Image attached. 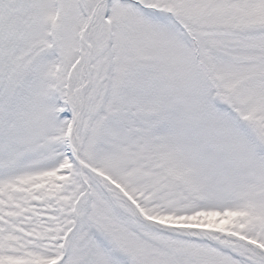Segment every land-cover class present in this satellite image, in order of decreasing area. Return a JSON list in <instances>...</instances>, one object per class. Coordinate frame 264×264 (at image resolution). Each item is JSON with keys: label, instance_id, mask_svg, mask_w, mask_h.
<instances>
[{"label": "snow or ice", "instance_id": "6c2138e0", "mask_svg": "<svg viewBox=\"0 0 264 264\" xmlns=\"http://www.w3.org/2000/svg\"><path fill=\"white\" fill-rule=\"evenodd\" d=\"M0 264H264V0H0Z\"/></svg>", "mask_w": 264, "mask_h": 264}]
</instances>
